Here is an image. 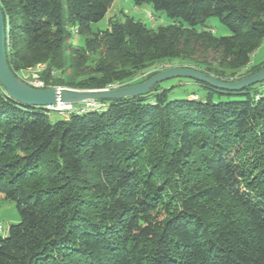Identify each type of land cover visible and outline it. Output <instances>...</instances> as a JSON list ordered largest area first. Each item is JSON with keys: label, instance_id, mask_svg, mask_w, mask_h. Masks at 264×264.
Listing matches in <instances>:
<instances>
[{"label": "trees", "instance_id": "trees-1", "mask_svg": "<svg viewBox=\"0 0 264 264\" xmlns=\"http://www.w3.org/2000/svg\"><path fill=\"white\" fill-rule=\"evenodd\" d=\"M114 2L0 0L12 72L23 80L46 65V87L103 90L144 82L159 72L134 79L166 60L224 81L264 68L252 61L264 0H134L172 23L153 29L127 16L93 33ZM212 17L231 35L215 36ZM71 29L84 46L67 66ZM203 85L204 100L152 98L156 85L69 119L3 89L0 203L15 202L20 220L0 234V264H264V82L241 92Z\"/></svg>", "mask_w": 264, "mask_h": 264}, {"label": "water", "instance_id": "water-1", "mask_svg": "<svg viewBox=\"0 0 264 264\" xmlns=\"http://www.w3.org/2000/svg\"><path fill=\"white\" fill-rule=\"evenodd\" d=\"M8 37L4 13L0 7V85L7 96L29 107L49 108L58 103L76 105L97 101H122L148 95L160 83L173 78L191 79L223 92H241L264 82V68L238 81H224L194 68L163 70L144 82L103 90H76L63 87L36 88L17 77L8 63Z\"/></svg>", "mask_w": 264, "mask_h": 264}, {"label": "rangeland", "instance_id": "rangeland-1", "mask_svg": "<svg viewBox=\"0 0 264 264\" xmlns=\"http://www.w3.org/2000/svg\"><path fill=\"white\" fill-rule=\"evenodd\" d=\"M151 15L154 17L152 18ZM140 21L150 28L157 29L161 26H167L172 23V20L161 12H156L151 6L137 7L135 6L134 0H115L112 8L107 13L106 17L98 23L91 25L92 32L98 33L110 29L111 22L123 21L126 17ZM67 17V8L64 9V18ZM208 27L213 31L217 37L230 36L229 29L224 26L218 17H212L207 22ZM72 38L67 43V49L65 51V63L70 65L72 58L75 56L74 50L84 46V39L80 38L75 29L70 30ZM264 60V42L258 49L256 54L253 56V63L257 64ZM189 62L181 61L179 59L166 60L161 64L154 65L148 68L144 73L138 75L134 82L141 81L145 78H149L152 74L169 69L176 68L185 65H189ZM215 65H217L215 63ZM24 77L30 74L24 73ZM167 91L168 101L174 100H188L193 97L194 99L200 98L201 100L206 99L207 94L211 91L205 85L198 83L191 79L185 78H173L166 80L159 84L158 91L154 92L153 97ZM3 93V88L0 85V94ZM227 97H219L218 94L214 97L215 101L228 100ZM51 114V110H48ZM52 122L63 120L61 116L52 114L50 116ZM20 220V214L17 209V205L13 201H3L0 203V234L6 236L9 232V228L13 224H17Z\"/></svg>", "mask_w": 264, "mask_h": 264}, {"label": "built area", "instance_id": "built-area-1", "mask_svg": "<svg viewBox=\"0 0 264 264\" xmlns=\"http://www.w3.org/2000/svg\"><path fill=\"white\" fill-rule=\"evenodd\" d=\"M152 17V16H151ZM153 18V17H152ZM47 69L46 65H39V67L36 70L30 71L28 74L29 76H23V80L27 82L28 84L36 87V88H48L46 87L45 82L40 80V73L45 71ZM52 75H54V72H52ZM119 86H111L107 89H113L117 88ZM83 107H77V105H65L62 103H58L52 107L47 108V110H51L55 113H59L62 117L65 119H69L70 114L74 113H82L85 110H94L96 108H99L101 105H99L97 102H87L83 103Z\"/></svg>", "mask_w": 264, "mask_h": 264}]
</instances>
